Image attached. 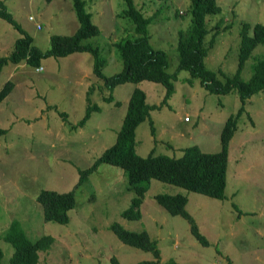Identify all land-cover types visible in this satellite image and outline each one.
<instances>
[{"label": "rangeland", "instance_id": "rangeland-1", "mask_svg": "<svg viewBox=\"0 0 264 264\" xmlns=\"http://www.w3.org/2000/svg\"><path fill=\"white\" fill-rule=\"evenodd\" d=\"M4 2L42 51L49 48L51 34H70L78 26L72 0ZM134 2L151 17L150 45L166 52V70L175 74L174 90L166 102H161L165 87L160 82L145 79L113 87L105 85L93 74L92 54L87 51L45 56L40 70L25 61L8 62L1 68L0 88L9 79L14 83L0 102V128L5 129L0 132L1 264H10L14 248L5 235L12 223L32 240L43 234L54 237L50 248L38 251L42 264H111L113 255L120 264L154 258L151 251L122 242L110 227L114 221L128 229H145L156 239L159 261L152 264L168 260L189 264H264V89L246 100L247 114L240 116L238 129L229 141L224 198L151 178L140 206V218L128 219L121 211L129 205L134 191L121 167L100 163L83 183L75 185L79 169L88 167L114 142L136 86L145 91L148 103H162L151 108L149 116L136 126L135 150L142 156L152 149L155 153L179 156L190 145L204 151L217 150L223 122L240 105L236 91L211 92L199 77L177 69L178 32L190 24V0ZM217 3L220 10L206 16L211 28L206 39L212 38L215 29L217 33L204 62L229 75L237 70L242 25L264 23V0ZM85 4L100 32L84 41L99 45L106 60L102 67L105 75L119 72L123 64L113 43L131 35L134 28L131 19L118 14L125 2L85 0ZM20 35L0 16V55L8 54ZM259 57H264L263 43H258L245 60L240 69L243 79L249 78ZM218 76L223 79L221 74ZM88 104L94 105L90 114L71 128L83 118ZM150 120L155 134L151 133ZM42 188L74 191L76 202L67 211L68 222L43 218L36 199ZM160 192L187 195L185 207L209 240L208 245L192 235L183 216L170 214L156 201L154 196Z\"/></svg>", "mask_w": 264, "mask_h": 264}, {"label": "trees", "instance_id": "trees-1", "mask_svg": "<svg viewBox=\"0 0 264 264\" xmlns=\"http://www.w3.org/2000/svg\"><path fill=\"white\" fill-rule=\"evenodd\" d=\"M124 2L125 6L118 14L131 19L134 24L133 33L121 37L113 43L122 60V69L112 75H105L102 67L106 60L101 54L99 45L84 41L85 38L100 32L98 25L92 20V13L86 8L85 0H72L78 20L76 30L70 34H51L49 48L45 51L40 50L32 43V36L16 22L4 0H0V16L7 19L22 33L15 39L11 51L8 54L0 55V70L8 62L17 64L25 61L26 64L37 68L41 66V60L45 56H64L76 51H87L92 54L93 74L103 79L105 85L113 87L118 83L139 82L145 79L160 82L165 87V94L161 102H166L174 90L175 77V74H170L166 70L167 54L163 49L150 45L148 23L151 17L146 16L134 0H124ZM189 10L191 14L189 26L178 32L176 48L179 60L177 69H186L191 75L199 77L201 83L211 92L236 91L239 95L240 105L237 111L228 115L223 122L217 150L204 151L196 145H190L184 147L179 156L155 153L153 149L147 155L142 156L135 150L136 126L149 116L151 108L159 107L162 103H148L145 91L138 86L134 87L114 142L106 147L88 167L79 169V177L75 184L83 183L100 163L105 162L121 167L127 175L128 186L134 191L129 205L121 211L124 218H140V206L151 178L177 184L188 190L198 191L212 197L224 198L229 141L238 129L240 116L247 114L246 100L264 89V57L255 60L248 79H243L240 75V69L254 47L258 43L264 44V23L255 22L251 27L246 23L242 25L237 70L228 75L221 69L215 71L207 67L204 62L217 33L215 29L212 38L206 39L211 29L206 16L220 10L217 0H190ZM216 27L217 24L214 28ZM218 73L223 76V79L218 76ZM13 85L11 79L3 84L0 88V102L8 95ZM91 89L92 86L88 91L90 92ZM92 107L94 105L88 104L83 118L77 124H72L71 128L80 125L90 114ZM62 116L66 118L64 113ZM251 121L253 120L251 119ZM150 123L151 133L155 134L153 121L150 120ZM1 131H5V129L0 128ZM154 197L170 214L183 216L189 223L190 232L200 243L203 245L210 243L207 237L200 232L194 217L185 207L188 200L186 194L160 192L156 193ZM36 199L42 208L43 218L60 223L68 222L67 211L73 208L76 202L72 189L57 191L42 188L37 193ZM110 227L122 242L151 251L154 255L153 259H141L131 264H152L159 261L157 241L149 235L147 230L128 229L117 221L112 222ZM5 237L14 248L10 264H42L38 251L50 248L54 241V237L50 234H43L32 240L18 228L16 223L11 224ZM2 255L0 247V264ZM110 261L111 264H120L115 255L111 256ZM164 264L189 263L168 260Z\"/></svg>", "mask_w": 264, "mask_h": 264}, {"label": "built area", "instance_id": "built-area-1", "mask_svg": "<svg viewBox=\"0 0 264 264\" xmlns=\"http://www.w3.org/2000/svg\"><path fill=\"white\" fill-rule=\"evenodd\" d=\"M29 18H30V19H33V16H32V15H29ZM39 26H40V25H39V24H37V27H39ZM41 68H42V67H41V66H39V67H37L36 69H37V70H40Z\"/></svg>", "mask_w": 264, "mask_h": 264}, {"label": "crops", "instance_id": "crops-1", "mask_svg": "<svg viewBox=\"0 0 264 264\" xmlns=\"http://www.w3.org/2000/svg\"><path fill=\"white\" fill-rule=\"evenodd\" d=\"M18 64V63H17ZM41 67H42V65H41Z\"/></svg>", "mask_w": 264, "mask_h": 264}]
</instances>
